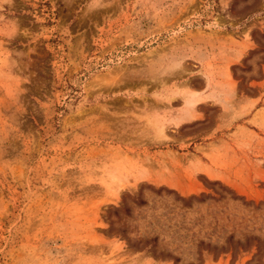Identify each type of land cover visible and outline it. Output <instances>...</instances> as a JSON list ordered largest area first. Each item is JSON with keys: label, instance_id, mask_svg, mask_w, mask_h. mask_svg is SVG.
Masks as SVG:
<instances>
[{"label": "rangeland", "instance_id": "1", "mask_svg": "<svg viewBox=\"0 0 264 264\" xmlns=\"http://www.w3.org/2000/svg\"><path fill=\"white\" fill-rule=\"evenodd\" d=\"M0 264H264V0H0Z\"/></svg>", "mask_w": 264, "mask_h": 264}, {"label": "trees", "instance_id": "2", "mask_svg": "<svg viewBox=\"0 0 264 264\" xmlns=\"http://www.w3.org/2000/svg\"><path fill=\"white\" fill-rule=\"evenodd\" d=\"M128 242H129V244H130V246L132 247V248H137L138 246H139V244H140V242H137V241H130V240H128ZM146 247V246H145ZM154 247V246H153ZM152 253L153 254H156V251L154 250V248H152ZM162 254L161 253H158V256H161Z\"/></svg>", "mask_w": 264, "mask_h": 264}]
</instances>
